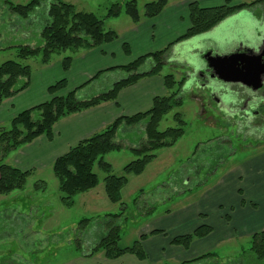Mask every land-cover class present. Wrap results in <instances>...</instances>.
I'll use <instances>...</instances> for the list:
<instances>
[{"label":"rangeland","instance_id":"374dc122","mask_svg":"<svg viewBox=\"0 0 264 264\" xmlns=\"http://www.w3.org/2000/svg\"><path fill=\"white\" fill-rule=\"evenodd\" d=\"M7 1L25 4L29 0H0V65L18 58L16 45H39L42 29L48 19L45 2L41 4V9H35L29 18L24 19L10 10ZM64 1L74 4L78 10L94 13L104 20L106 29L122 32L132 22L125 12L126 4L132 0ZM135 1L140 16H143L145 5L157 0ZM115 4L121 5V14L107 17L108 10ZM257 8L264 9V3ZM209 32H213V29ZM197 40L194 39L192 43ZM189 46L192 45L186 44L185 50ZM72 54L70 51L54 54L52 59ZM24 63L30 64L33 70L42 65L40 56ZM147 64L148 61L139 71L147 70ZM177 69L181 70L180 66ZM122 74L124 78L130 75L125 70ZM195 94L197 92L192 86L182 88V104L165 115L159 130L177 128L182 124L184 134L172 146L157 150L155 160L140 175L126 173L125 167L139 157L133 149L140 147L145 138L144 123L124 125L119 130L115 141L122 148L106 154L105 160L111 164L112 174L126 176L129 180L122 190L124 205L109 200L105 191L108 173L98 163L94 166V172L98 175L99 185L74 196L70 206L62 201L63 193L52 166L34 170L23 189L0 196V264H100V253L91 255V251L109 233L111 226L119 227V245L131 246L144 231H148L151 224L167 225L166 218L170 212L174 214L187 205L189 208L198 206L206 192L211 191L222 176H233L244 171L249 159L264 152V136H259L261 131L250 133L246 126L237 121L235 123L228 115L213 114L196 100ZM204 109L208 110L207 113ZM176 113L180 114L183 123L176 118ZM9 127L10 124L6 129ZM6 162L12 163V160L7 158ZM40 181L45 182L44 189L35 188ZM239 182L246 194L254 192L258 196L252 200L260 206L264 189L256 191L245 178ZM230 185L237 187L236 181H231ZM232 193L236 198L237 191L231 189L226 194L227 199L232 197ZM83 219L90 221L81 224ZM262 220L264 223V217ZM170 229L175 231L174 227ZM251 246L252 242L240 238L227 239L211 250L215 257L189 264H264V261L252 258ZM165 264L180 263L169 260Z\"/></svg>","mask_w":264,"mask_h":264},{"label":"crops","instance_id":"0c3cea01","mask_svg":"<svg viewBox=\"0 0 264 264\" xmlns=\"http://www.w3.org/2000/svg\"><path fill=\"white\" fill-rule=\"evenodd\" d=\"M46 4L45 1V6ZM190 4L191 0H168L167 5L158 15L148 17L143 14L138 22L131 20L132 22H129L121 30L122 32H118L119 38L116 41L92 49L78 50L72 54L73 61L67 72L63 70V57L52 59L49 64L32 70L30 86L17 95L5 99L1 104L0 128H6L11 119L23 110L50 99L49 86L62 78L67 80V90L78 89L79 97L82 99L107 91L116 81L124 78L121 66L143 55L162 50L185 34L191 26ZM224 4L225 0H202L201 2L202 7H216ZM257 7L244 6L241 12L264 21V9ZM38 9H41L40 6ZM235 22L236 20L230 17L224 18L212 28L213 32H205L174 43L167 53L161 74L148 75L135 84L123 88L115 101L105 102L62 118L53 127L52 139L42 135L32 143L21 146L7 157L8 160H12L9 164L22 170L32 171L46 166L53 167L54 161L72 146L103 130L117 118L132 116L150 109L156 97L169 94L164 85V75L174 72L176 77L181 78L182 71L188 72L189 68L183 60V55L186 44L193 45L192 41L196 38L198 39L196 42L205 43L201 51L204 48L203 52L216 55L248 49V42L244 35L235 36L228 32ZM221 27L227 29L220 30ZM124 44L129 47L128 53L124 50ZM196 51L200 53L198 49ZM147 61L148 68L144 72H149L154 66L152 60ZM177 66H180L181 70H178ZM115 72L116 76H110ZM123 127L124 125L121 128ZM245 165L244 171H239L233 176L232 174L222 176L212 190L206 192L198 206L189 208L187 205L174 214L170 212L166 218L168 223L164 227L160 224H151L148 231L142 233L146 235L142 241L147 254L145 260H140L133 254H125L118 259H107L103 252H98L101 255L102 264H149L150 262L165 264L169 260H176L182 264L212 252L216 245L227 239L240 238L251 242L255 233L264 231V223H262L264 191L260 196L259 206L252 200L258 196L254 192L246 194L239 181L245 178L249 184L254 185L256 191L264 189V152L249 159ZM231 181H236L237 187L230 185ZM231 189L237 191V196L233 198L232 193V197L227 199L226 194ZM202 225L212 227V232L205 237L195 238L188 248L173 244L176 236L190 234ZM172 227L175 231L170 229ZM154 230H162L163 233L151 234ZM147 232L149 233L146 234Z\"/></svg>","mask_w":264,"mask_h":264},{"label":"trees","instance_id":"16d2710c","mask_svg":"<svg viewBox=\"0 0 264 264\" xmlns=\"http://www.w3.org/2000/svg\"><path fill=\"white\" fill-rule=\"evenodd\" d=\"M45 1L47 2L48 19L41 32V43L37 46L16 45L18 58L7 60L0 65V106L5 99L17 95L30 86L33 69L30 64L24 63V61L40 56V63L46 65L51 62L54 54H62L67 51L75 53L80 49H92L112 43L119 38L117 31L105 28L103 19L92 12L78 10L74 4L64 0H29L25 4L7 2L13 13L27 19ZM260 2H264V0H255L246 5L253 6ZM167 3L168 0L147 3L145 16L158 15ZM243 6L229 7L225 5L203 8L200 6L199 0H192L189 6L191 26L185 34L166 48L143 55L133 62L121 66V69L128 71L130 75L116 81L110 89L94 97L82 99L79 97L78 89L68 91L66 78L49 86L50 99L23 110L11 119L9 129L1 128L0 130V196H7L15 190L23 189L29 176L33 173L32 170H22L6 162L10 153L21 146L32 143L42 135L52 139L53 127L62 118L105 102L115 101L123 88L135 84L148 75L161 74L167 53L174 43L210 31L220 21ZM121 12V5L115 4L108 10L107 17L119 16ZM125 12L134 22H138L141 17L135 0L126 4ZM124 50L126 53L130 51L127 44H124ZM149 59L154 62L153 68L149 72H140V67ZM72 61V55L63 57L64 72L69 71ZM186 77V73L183 71L180 79H177L172 73L164 75L163 81L169 92L168 95L156 97L152 107L144 112L117 118L103 130L72 146L54 161L53 172L59 180L64 204L72 205L74 196L99 185L98 175L94 172V166L98 163L99 167L108 173L105 177V191L109 200L124 205L122 190L129 180L126 176H116L111 173L112 166L105 160V155L122 148V145L115 141V137L123 125L144 123L145 130V138L141 146L133 149L139 157L125 167L128 174H142L147 166L155 160L157 150L175 144L184 134L183 125L181 124L177 128L170 127L164 131H160L159 126L169 111L182 104L180 91H182ZM175 116L180 123H183L179 113H176ZM35 188L44 189L45 182L36 183ZM243 203L245 202L243 201ZM119 215H114V217ZM89 221L90 219H83L81 224H87ZM211 232L212 227L202 225L190 234L176 236L173 239V244L188 248L195 238L205 237ZM157 233H163V231L154 230L151 232V234ZM145 238L146 235H141L140 239L131 246L121 247L119 245L121 239L119 227L111 226L109 233L93 247L91 255L103 252L107 259H118L125 254H133L140 260H145L147 254L142 244V240ZM251 242L252 258L264 261V231L255 233ZM215 256L214 253L209 252L182 264Z\"/></svg>","mask_w":264,"mask_h":264},{"label":"water","instance_id":"95a60500","mask_svg":"<svg viewBox=\"0 0 264 264\" xmlns=\"http://www.w3.org/2000/svg\"><path fill=\"white\" fill-rule=\"evenodd\" d=\"M211 33V32H209ZM251 52H237L225 55L207 53L206 59H196V47L185 51L184 61L189 70L187 84L202 80L205 95H217L227 106L241 102V93L230 85L252 87L259 90L264 81V23L256 30L246 29L244 34ZM263 42V43H262ZM191 54L190 56L188 54ZM194 54V55H193ZM206 60V61H205Z\"/></svg>","mask_w":264,"mask_h":264},{"label":"flooded vegetation","instance_id":"af4514ba","mask_svg":"<svg viewBox=\"0 0 264 264\" xmlns=\"http://www.w3.org/2000/svg\"><path fill=\"white\" fill-rule=\"evenodd\" d=\"M192 2V0H191ZM202 0H199L200 6ZM264 2L257 3L253 6L246 5L250 4L247 3L245 0H225V4L221 6H229V7H234V6H249L251 8H255V6L260 7L261 4ZM243 6V7H244ZM217 7V6H216ZM242 7V8H243ZM203 8H210V7H203ZM242 8L238 9L234 13L230 14L226 18L230 17L236 22L231 26V28L228 30L230 34L233 35H243L246 29H258L260 25H263L264 21L263 20H258L257 18H254L253 16H248L245 13L242 14L241 10ZM256 10V9H255ZM244 16H247L246 18H242ZM251 18V19H250ZM245 37V36H244ZM248 42V41H247ZM263 43V42H262ZM204 42H196L192 46H189L186 48L185 51L188 50V52L192 51V48L198 49L200 53L197 52V54H193L196 59H201L204 60L206 59V54L209 52H203L205 50L204 48L201 51V47L204 46ZM249 48L245 50H236L233 53L237 52H251V46L248 43ZM264 47V43H263ZM213 55H216L212 53ZM232 54V53H230ZM189 56L191 55L190 53L188 54ZM184 59V55H183ZM185 60V59H184ZM207 60V59H206ZM205 60V61H206ZM185 62V61H184ZM184 72V71H183ZM186 73V80L183 85L184 86H192L194 90L197 92L195 94L197 100H199L201 103H203L204 108H209L213 114H218V115H228L230 119H232L235 123L239 122L240 125L246 126L247 129H249L250 133H258L260 132V137L263 135L264 136V81H263V87L260 88L259 90H254L252 87H247V86H239L232 84L230 87L232 89L237 90L238 92L241 93V102L237 104H229L228 106L225 103H222V100L220 99L219 96L215 95L213 97L205 95V92L202 88L204 85V82L202 80H198L195 82V84H187V79H188V74ZM204 109V112L207 113L208 110ZM237 121V122H236Z\"/></svg>","mask_w":264,"mask_h":264}]
</instances>
